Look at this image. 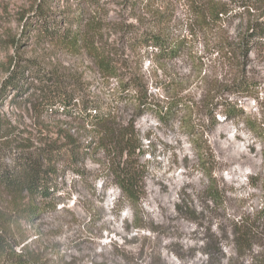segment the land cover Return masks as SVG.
<instances>
[{
	"label": "rangeland",
	"instance_id": "1",
	"mask_svg": "<svg viewBox=\"0 0 264 264\" xmlns=\"http://www.w3.org/2000/svg\"><path fill=\"white\" fill-rule=\"evenodd\" d=\"M38 1L0 0V85L21 55L43 72L78 81L81 93L115 124L135 122L145 150L144 191L136 203L123 198L109 175L113 155L98 143L100 131L77 110L39 108V81L31 78L22 97L0 98V147L77 142L83 153L74 163H58L50 197L36 201L39 215L12 226L15 242L22 243L17 250L24 246L49 264H250V253H236L230 232L237 218L252 219L264 204V45L255 44L248 57H232L229 44L252 20L264 18V0L247 8L241 0H214L228 4L218 19L205 8L212 0H155L150 6L147 0H48L47 12L64 26L68 16L76 17L81 42L74 49L37 41L26 28ZM152 30L184 40L181 56L161 59L145 46L139 34ZM100 51L116 76L99 65ZM244 72L251 88L231 93ZM132 76L154 106L178 96L188 98L191 109L171 119L152 111L139 115L128 89ZM228 103L241 114L226 117L222 106ZM188 132L199 133L196 145ZM204 168L221 190L217 202L206 191L211 180ZM259 244L251 252L262 250Z\"/></svg>",
	"mask_w": 264,
	"mask_h": 264
},
{
	"label": "trees",
	"instance_id": "2",
	"mask_svg": "<svg viewBox=\"0 0 264 264\" xmlns=\"http://www.w3.org/2000/svg\"><path fill=\"white\" fill-rule=\"evenodd\" d=\"M154 1L147 0V6L152 5ZM251 2L253 0H241L240 7L247 8ZM47 3L48 0L37 2L36 10L25 21L26 28L35 33L37 41L69 49L78 47L81 42V32L73 28L76 17L68 16L67 24L64 26L61 20H55L49 15L46 10ZM205 8L211 18L218 19L228 12V4L221 1L207 2ZM151 13L155 19L161 17L159 13ZM136 29L134 31L130 29V32L137 35L140 30ZM139 38L145 46L156 50L159 58L165 60L180 57L185 49L184 40L170 39L161 31H142ZM258 43L264 45V18L252 20L239 37V41L229 44V52L233 55L232 57H248L252 47ZM97 57L99 65L107 69L110 76H116L117 68L111 65L108 56L100 51ZM35 65L32 60L18 55L16 61L10 64L8 75L0 85V98H7L13 92H15V98L22 97L23 91L28 90L25 85L31 78L33 81H39L38 86L34 84L40 91L36 98L38 107L53 111L54 106H62L65 112L71 115L76 114L77 110L76 116L81 117L84 123L90 125L95 132L99 130L101 136H99L98 143L102 144V149L109 155H113L109 160V175L120 188L123 198L131 203L139 201L144 191L145 177L144 166L140 159L145 150L142 136L136 129L135 122L115 124L111 114L102 112L93 99L81 93L78 81L43 72ZM128 84V89L133 91V101L139 109V115L152 111L158 114L160 119L177 118L180 112L191 109L193 105L188 98L185 101L176 96L162 105L154 106L155 103L149 100L147 91L135 76L129 79ZM250 85L251 81L244 72L235 82H232L229 90L231 93L241 95L248 92ZM74 102L79 107H72ZM222 110L229 118L241 114V109L230 103L222 106ZM186 126L194 131L193 126ZM3 128L0 125V132ZM196 134L199 133L189 134L193 137L190 139L194 145L197 141L194 139ZM1 137H3L2 134H0ZM196 149L202 148L197 146ZM82 153L81 145L77 142H70L68 145L45 142L34 148L28 145L0 147V210L7 211L4 214L0 211V264H49L48 260L37 257L24 246L17 250L22 243L15 242V238L11 235L12 226H17L22 219L33 220L39 215L36 201L50 197L54 184L51 176L57 173L58 163L68 159L74 163ZM204 173L211 180L206 191L210 199L217 202L220 200L221 190L212 178V171L204 168ZM1 206L7 208H1ZM250 217L244 215L235 220L230 232L233 246L236 253H250L251 257L247 259L250 264H264V244H262L264 238H255L264 237V204L252 214V219ZM257 243L263 246L262 250L257 253L251 252ZM206 253L208 255V252ZM221 255L222 258L226 257L225 254Z\"/></svg>",
	"mask_w": 264,
	"mask_h": 264
}]
</instances>
